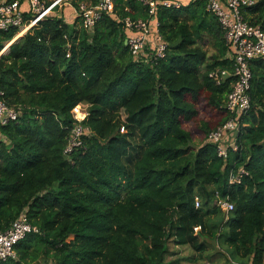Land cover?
<instances>
[{
    "label": "trees",
    "instance_id": "trees-1",
    "mask_svg": "<svg viewBox=\"0 0 264 264\" xmlns=\"http://www.w3.org/2000/svg\"><path fill=\"white\" fill-rule=\"evenodd\" d=\"M114 1V13L92 30L69 7L20 37L17 27L0 30V91L20 109L0 124V232L24 212L38 227L0 264H172L171 240L200 257L218 241L228 252L222 264H264V59L250 63L252 106L239 116L238 149L221 157L209 134L232 117L225 102L234 77L221 85L210 77L217 68L233 71L218 18L205 2L159 5L169 49L151 64L132 54L123 22L146 18L148 7ZM82 2L100 0H71L75 9ZM243 14L264 29V0ZM202 97L216 121L203 118L195 146L184 121L201 114ZM78 104L89 111L82 123L90 132L68 155ZM241 165L249 175L231 184ZM217 191L234 202L227 217Z\"/></svg>",
    "mask_w": 264,
    "mask_h": 264
},
{
    "label": "built area",
    "instance_id": "built-area-1",
    "mask_svg": "<svg viewBox=\"0 0 264 264\" xmlns=\"http://www.w3.org/2000/svg\"><path fill=\"white\" fill-rule=\"evenodd\" d=\"M64 0H0V30L19 28L21 32L28 31L43 17L50 14L54 7L62 6ZM148 7L146 18L126 17L124 28L130 30L132 35L126 39L130 51L137 58L146 59L151 64L158 63L165 58L169 49V42L160 31V21L157 18L158 6L181 9L191 2H205L206 9L215 15L224 30L229 54L233 57V71L227 68H217L210 72L218 85L224 83L228 76L234 77L232 89L227 95L225 107L232 114L226 122L213 129L210 140L216 145L219 156L227 158L230 149H238L235 131L239 127V116L247 112L252 106L250 95L252 70L250 63L255 58L264 59V29L259 24L251 23L244 17L243 10L257 3L258 0H140ZM114 0H100L98 4L80 3L76 9L81 17L83 26L92 30L104 13H114ZM24 34V33H23ZM70 54H68L69 56ZM0 91V124L6 125L20 115V109L10 105L3 98ZM74 116L78 120L73 128L69 142L65 148L66 154H71L75 149L83 147L84 135L90 128L82 122L88 116V109L82 104L73 108ZM124 131V127L121 129ZM249 175L248 169L241 165L230 172L231 184L242 183L245 176ZM196 207H201L202 201L196 197ZM216 205L222 209L226 217L234 209V202L230 197H222L216 192ZM196 226L195 229H200ZM38 231L26 212L22 213L12 225L0 232V262L16 257L15 246L28 233Z\"/></svg>",
    "mask_w": 264,
    "mask_h": 264
},
{
    "label": "rangeland",
    "instance_id": "rangeland-1",
    "mask_svg": "<svg viewBox=\"0 0 264 264\" xmlns=\"http://www.w3.org/2000/svg\"><path fill=\"white\" fill-rule=\"evenodd\" d=\"M47 1H49V3L50 2L52 3L53 0H47ZM67 7H69L68 13L70 17L75 18L78 16L77 11L75 9L76 7H73L71 0H64L62 2V6H58L57 9L52 10L51 14L56 12L60 13L63 8L66 9ZM25 32L26 31H24L23 33ZM202 44L209 51L210 54L214 52V48L212 47L209 38H205ZM198 107L201 114L196 117L195 121L193 122L184 121L185 127L192 130L193 132L192 144L195 146H199L203 142L204 133L200 128L202 123L205 122L203 118L211 121L212 125H214L216 121V111L208 105L206 98L204 97L201 98ZM195 231L198 232L199 229L198 230L195 229ZM169 246H170V253L167 255L166 260L170 261V263L172 264H222L225 261L224 254L226 255L228 254L226 247L222 243H219L218 241H215L214 245L210 244V250L207 251L203 255V257H200V253L197 252L191 245H182L171 240L169 242Z\"/></svg>",
    "mask_w": 264,
    "mask_h": 264
},
{
    "label": "bare ground",
    "instance_id": "bare-ground-1",
    "mask_svg": "<svg viewBox=\"0 0 264 264\" xmlns=\"http://www.w3.org/2000/svg\"><path fill=\"white\" fill-rule=\"evenodd\" d=\"M23 32H24V31H22L21 34H23ZM19 37H20V36H19ZM10 41H11V40H10ZM11 43H12V42H10V43L6 46V49H7V47H8ZM6 49H5V50H6Z\"/></svg>",
    "mask_w": 264,
    "mask_h": 264
},
{
    "label": "crops",
    "instance_id": "crops-1",
    "mask_svg": "<svg viewBox=\"0 0 264 264\" xmlns=\"http://www.w3.org/2000/svg\"><path fill=\"white\" fill-rule=\"evenodd\" d=\"M189 5H190V3H189V4H187V5H185V6H183V9H184V8H186V7H187V6H189ZM206 38H208V37H206Z\"/></svg>",
    "mask_w": 264,
    "mask_h": 264
},
{
    "label": "water",
    "instance_id": "water-1",
    "mask_svg": "<svg viewBox=\"0 0 264 264\" xmlns=\"http://www.w3.org/2000/svg\"><path fill=\"white\" fill-rule=\"evenodd\" d=\"M126 43H127V42H126ZM4 51H5V50H4ZM4 51H3V52H4ZM225 215H226V214H225Z\"/></svg>",
    "mask_w": 264,
    "mask_h": 264
}]
</instances>
